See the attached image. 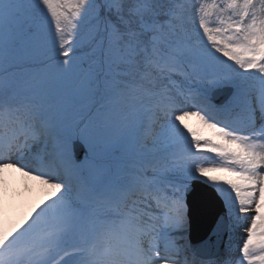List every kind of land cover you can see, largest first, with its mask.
Segmentation results:
<instances>
[{"label":"snow or ice","instance_id":"6c2138e0","mask_svg":"<svg viewBox=\"0 0 264 264\" xmlns=\"http://www.w3.org/2000/svg\"><path fill=\"white\" fill-rule=\"evenodd\" d=\"M10 172L0 264H264V0H0Z\"/></svg>","mask_w":264,"mask_h":264},{"label":"rangeland","instance_id":"374dc122","mask_svg":"<svg viewBox=\"0 0 264 264\" xmlns=\"http://www.w3.org/2000/svg\"><path fill=\"white\" fill-rule=\"evenodd\" d=\"M185 123L188 124L189 127L193 130H198L201 127L195 117L186 118ZM210 175L223 177L225 174L220 172H213L210 173ZM6 178L8 181L7 188L0 194H3L4 196L14 195L25 199V205L23 209L15 210L16 214L26 211L32 203L45 198V193L41 191L40 186L35 184L34 182L28 181L27 178L23 177L20 173L10 172ZM14 196H12L13 199L16 198ZM14 201L16 202L15 199Z\"/></svg>","mask_w":264,"mask_h":264},{"label":"trees","instance_id":"16d2710c","mask_svg":"<svg viewBox=\"0 0 264 264\" xmlns=\"http://www.w3.org/2000/svg\"><path fill=\"white\" fill-rule=\"evenodd\" d=\"M5 199L10 203V201H11V198L10 197H6ZM23 203H24V199L23 198L19 199L18 205L19 204L22 205Z\"/></svg>","mask_w":264,"mask_h":264}]
</instances>
